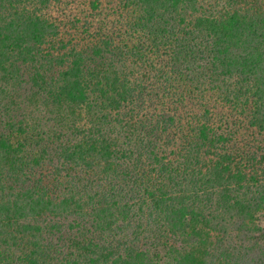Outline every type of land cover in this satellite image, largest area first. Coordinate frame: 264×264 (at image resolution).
I'll list each match as a JSON object with an SVG mask.
<instances>
[{
    "label": "trees",
    "instance_id": "16d2710c",
    "mask_svg": "<svg viewBox=\"0 0 264 264\" xmlns=\"http://www.w3.org/2000/svg\"><path fill=\"white\" fill-rule=\"evenodd\" d=\"M0 264H264V0H0Z\"/></svg>",
    "mask_w": 264,
    "mask_h": 264
},
{
    "label": "rangeland",
    "instance_id": "374dc122",
    "mask_svg": "<svg viewBox=\"0 0 264 264\" xmlns=\"http://www.w3.org/2000/svg\"><path fill=\"white\" fill-rule=\"evenodd\" d=\"M113 25H115V27L117 28V29H119V31H122V32H124L125 33V31H126V27L123 25V24H114L113 23ZM46 110H47V108H46ZM50 114H52L53 113V115L54 116H57L59 119H60V117L61 116H65V118H64V122L66 123V124H70V118H72V115H71V112H69L70 110H67V111H65L64 112V110H61L60 108H58V107H53V109H48L47 110ZM51 111H53V112H51ZM46 113V111H44V110H38L37 111V113H36V115H37V117L39 116V115H41V116H43V114H45ZM65 114V115H64ZM71 120H73V119H71ZM52 127H54V126H52ZM51 127V128H52Z\"/></svg>",
    "mask_w": 264,
    "mask_h": 264
}]
</instances>
